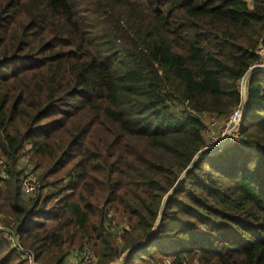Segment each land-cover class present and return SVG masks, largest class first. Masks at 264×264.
Instances as JSON below:
<instances>
[{"label": "trees", "instance_id": "trees-1", "mask_svg": "<svg viewBox=\"0 0 264 264\" xmlns=\"http://www.w3.org/2000/svg\"><path fill=\"white\" fill-rule=\"evenodd\" d=\"M260 46L264 0H0V222L22 246L0 230V264H114L196 157L126 262L264 264V71L240 140L205 152L201 118L242 102ZM35 172L50 190L24 194Z\"/></svg>", "mask_w": 264, "mask_h": 264}, {"label": "built area", "instance_id": "built-area-1", "mask_svg": "<svg viewBox=\"0 0 264 264\" xmlns=\"http://www.w3.org/2000/svg\"><path fill=\"white\" fill-rule=\"evenodd\" d=\"M257 52L261 55V59L255 62L250 68H264V47L260 46ZM246 83L247 80L243 77L240 84V88L243 94V100L230 112L228 116L224 117L216 113H205L201 116V118L204 120L206 128V142L204 144L205 152L214 154L215 152H218L228 146V144L240 140L239 125L243 117V112L245 110V96L247 93ZM220 146L224 147L222 148ZM6 174V168L2 160H0V183L2 181L1 178L5 177ZM21 186L23 193L29 194L35 192L39 185L37 181L35 182L30 174H26L21 181ZM119 228L120 227H115V230H118ZM0 230H2L3 236H5L6 239L10 240L14 247L22 250L20 240H18V237L12 228L7 226L3 222H0ZM73 257L74 259L72 262V260L70 259H72ZM30 260L31 264H36L33 257H31ZM96 262L97 257L95 256L92 248H90L88 245L83 246L80 251L73 252L68 259V264H96Z\"/></svg>", "mask_w": 264, "mask_h": 264}, {"label": "water", "instance_id": "water-1", "mask_svg": "<svg viewBox=\"0 0 264 264\" xmlns=\"http://www.w3.org/2000/svg\"><path fill=\"white\" fill-rule=\"evenodd\" d=\"M253 70H263V71H264V68H250V69L247 71V74H246L245 77H244L246 80H247L248 76L251 74V72H252ZM196 158H197V157H196ZM196 158H194V159L192 160V162L190 163V166L185 170V172L183 173L182 177L179 179L177 185H176L171 191H169V192L166 194V196H165V198H164V201H163V203H162V206H161L160 213H159V215H158V217H157L158 219H157L156 224H155L154 228L152 229L151 233L148 234V237H147L143 242L128 247L127 250L121 254V257H120V260H119L120 263L126 262V261H127V258L129 257V254H130V253L136 251V250L139 249V248H143V247H145V245L149 242V240H150L152 237H154V235L157 233L158 228H159V226H160V224H161V221H162L161 215H162V210H163V208H164V206H165V204H166V201H167L166 199L171 195V193L173 192V190H174L177 186H179V184L181 183V180H182L183 177L186 175V173L189 171V169L192 168V167L194 166V162L196 161Z\"/></svg>", "mask_w": 264, "mask_h": 264}, {"label": "rangeland", "instance_id": "rangeland-1", "mask_svg": "<svg viewBox=\"0 0 264 264\" xmlns=\"http://www.w3.org/2000/svg\"><path fill=\"white\" fill-rule=\"evenodd\" d=\"M224 144H227V143H224ZM223 145V144H222ZM224 146H226V145H224ZM223 146V147H224ZM220 147H222V146H220ZM222 147V148H223ZM227 147V146H226ZM225 147V148H226ZM224 149V148H223ZM222 149V150H223ZM222 150H220V151H222ZM219 152V151H218ZM0 156H1V153H0ZM20 166L21 167H25V170L29 173L30 171H31V166H29V163L27 162V158H22V160L20 161ZM28 164V165H27ZM32 177H33V179L35 180V182L37 181V183H38V185H42L44 188H43V192L44 193H46V192H49V188L48 187H46V185H44L43 183H42V181H39V178L37 179V177L39 176V173L38 172H35V174H33V173H31L30 174ZM56 176H53V177H51V178H49L48 179V182H52V180L55 178ZM39 187V186H38ZM122 221H121V220ZM124 219V217H121V218H119V219H116L115 220V222L118 224H121V225H126L127 223L125 222V220H123ZM120 221V222H119ZM4 223V222H3ZM119 226V225H118ZM96 256V255H95ZM97 257V256H96ZM120 258L119 259H117V261L114 263V264H141L139 261H137V260H133V261H131V262H123V263H120Z\"/></svg>", "mask_w": 264, "mask_h": 264}, {"label": "crops", "instance_id": "crops-1", "mask_svg": "<svg viewBox=\"0 0 264 264\" xmlns=\"http://www.w3.org/2000/svg\"><path fill=\"white\" fill-rule=\"evenodd\" d=\"M73 259H74V257L72 259H70V260H72V262H73Z\"/></svg>", "mask_w": 264, "mask_h": 264}]
</instances>
